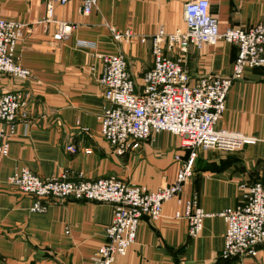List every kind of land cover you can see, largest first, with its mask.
<instances>
[{
    "label": "crops",
    "instance_id": "crops-1",
    "mask_svg": "<svg viewBox=\"0 0 264 264\" xmlns=\"http://www.w3.org/2000/svg\"><path fill=\"white\" fill-rule=\"evenodd\" d=\"M190 1L98 0L92 13L84 15L80 0L66 5L0 0V18L23 26L15 60L33 76L21 84L0 75V94L28 95L27 120L19 117L9 152L0 155V264H95L92 258L106 243L113 220L111 205L85 201L51 202L45 213L32 212L36 199L8 182L17 171L26 168L42 179L63 174L88 181L115 177L150 191L175 182L181 166L176 156L189 154L180 137L161 132L120 157L101 136L98 117L107 106L101 57L124 55L140 88L154 64L152 36L160 29L185 31L184 9ZM209 2L221 32L251 29L264 21V0ZM51 6L54 16L47 21ZM58 22L73 26L67 38L57 37ZM112 28L130 33L131 40L115 41ZM237 55V45L224 41L191 47L186 60L191 82L231 76ZM216 128L253 142L232 152L198 150L191 182L165 202L160 220H142L135 244L115 264H264V245L255 257L222 259L226 223L220 216L243 204L246 188L264 187V68H246L233 83ZM69 146L78 152L67 151ZM194 195L209 215L196 238L189 234L188 221L175 216L184 214Z\"/></svg>",
    "mask_w": 264,
    "mask_h": 264
},
{
    "label": "built area",
    "instance_id": "built-area-1",
    "mask_svg": "<svg viewBox=\"0 0 264 264\" xmlns=\"http://www.w3.org/2000/svg\"><path fill=\"white\" fill-rule=\"evenodd\" d=\"M53 1L66 5L72 0ZM80 1L84 15H90L98 3V0ZM53 16L51 6L47 21ZM184 16L185 31L167 33L160 29L152 36L154 64L144 75L140 88L124 55L101 57L100 83L105 89L107 103L98 117L101 136L120 157L138 150L142 142L151 140L155 134L169 132L180 137L189 154L185 159L176 156L181 166L173 184L150 191L145 186H133L115 177L88 181L81 175L79 179H70L63 174L59 178L42 179L26 168L8 179L21 193L36 199L31 208L34 213H45L51 202L69 200L111 205L113 220L106 230V243L92 258L95 264H115L118 258L126 257L136 242L142 220L162 218L165 202L179 196L191 182L198 150L232 152L253 142L241 133L218 130L216 125L226 110L227 95L233 83L243 78L246 68H264V21L251 29L221 32L218 19L211 14L209 0L188 2ZM57 24V37L67 38L73 26ZM22 29L21 24L0 18V75L25 84L32 80V72L15 60ZM112 36L117 42H129L132 37L130 33L123 34L113 28ZM220 41L238 47L233 74L206 76L191 82L186 69L190 48L215 45ZM27 106L28 95L23 91L0 94V155L8 154L9 141L15 135L19 117L27 120ZM67 151L75 154L78 149L69 146ZM246 190L242 205L220 214L226 223L222 252L225 259L243 255L255 257L258 247L264 245V187L255 184ZM175 216L188 221L189 234L194 238L201 234L204 220L209 217L199 206L196 195L187 202L184 214L178 212Z\"/></svg>",
    "mask_w": 264,
    "mask_h": 264
},
{
    "label": "trees",
    "instance_id": "trees-1",
    "mask_svg": "<svg viewBox=\"0 0 264 264\" xmlns=\"http://www.w3.org/2000/svg\"><path fill=\"white\" fill-rule=\"evenodd\" d=\"M222 259L229 262L230 260H233L234 258H230V259H225L223 256H222Z\"/></svg>",
    "mask_w": 264,
    "mask_h": 264
}]
</instances>
